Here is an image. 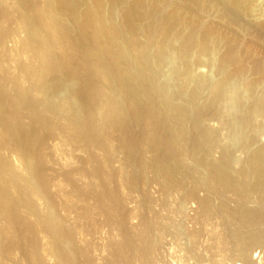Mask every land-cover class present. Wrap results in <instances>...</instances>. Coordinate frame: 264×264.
Returning a JSON list of instances; mask_svg holds the SVG:
<instances>
[{
    "label": "bare ground",
    "instance_id": "bare-ground-1",
    "mask_svg": "<svg viewBox=\"0 0 264 264\" xmlns=\"http://www.w3.org/2000/svg\"><path fill=\"white\" fill-rule=\"evenodd\" d=\"M258 3V0H0V116L3 113L1 112L3 106L8 105L10 110L9 116L3 114L6 118L3 117V120L0 118V152L5 148L3 136H7L8 141L14 138L17 141L16 145L20 143L26 149L23 154L19 146H16L19 150L18 162L22 167L20 174L18 168L15 171L9 167L7 162L9 159L5 160V157H1L4 156L3 154L0 156V196L3 191L9 190L13 193L19 190L15 202L0 198V215L11 218V225L5 228L0 226V259L2 260L3 256L14 257L16 251L22 250L27 264H45L43 253L55 258L52 259L53 264H74L78 261V257L82 256H85V263H88L92 258L91 254L88 256L90 243L84 242V245L80 244L81 246L78 247L74 244L75 247H72L76 235L73 238L71 235L78 234L75 232H79V235H83V232L92 233V229L98 232L97 229H101L104 225L110 227L111 219L118 221L119 225L124 224L128 230L123 241L117 242L113 238L112 241L109 240L114 251L116 250L113 254L116 252L119 254V251L136 241L142 244L137 248L142 253L141 257L148 259L150 249L153 246L155 248V245L151 247L149 234L151 236L157 225L162 224L157 221L158 219L156 220V217H151L150 221L155 219L158 222L155 223L156 227L155 225L151 227L149 221L143 219L145 215H141L140 209L137 213V208L135 216L138 217L140 227L139 229L138 226L137 229L133 227L132 231L127 228L128 216L126 217L123 205L119 204L116 191L109 186L110 177L114 175L110 174V176L108 171V175L105 173V167L110 166V161L119 156L121 170L119 167L116 169L118 171L116 177L120 178L117 179V187H120L118 189L121 193L124 191L121 188L124 187L130 197H135L133 194L135 189L138 191L136 187L139 177L144 179L148 174L160 177L163 187H174V190L181 191L185 187V177H193L194 185L197 180L202 183L204 176L202 175L201 180L200 177L197 179V169H194L196 164L191 165L192 167L187 165V160L194 162L198 160V165L204 166L208 172L207 174L202 170L205 169L204 167L201 169L202 174L208 175V179L205 177L203 181L209 180L206 182L224 189L226 193L230 190L229 194L234 192L233 194L238 196L241 205L240 208L237 205L238 210L235 212L228 210L229 208L225 209L227 205L223 204L222 209L226 215L238 216L239 220L243 221V225L249 229L264 225V158H262L264 149L257 145L259 139L264 136V46H262L264 26L251 27V23L246 24L242 20L243 11L258 9L259 13L263 14L264 6L261 4L262 6L258 7ZM208 15L214 17V21H205L204 17ZM233 28L238 30L234 31ZM242 33L250 37L244 40L245 36H242ZM7 42L14 45L7 48ZM214 59H217L216 62ZM202 67L217 73V77L209 84V95H204L207 90L205 92L202 90L206 81L195 77V73L200 68L203 69ZM162 72L165 74L162 75L163 77L159 76ZM204 96L209 97L202 99ZM89 103L91 105H88ZM214 107L222 111L221 114H217L216 121L225 132L224 139L214 138L215 135L212 134L216 132L217 135V131L212 133L211 130L209 131L210 128L206 130V126L202 123L204 114ZM162 111L165 112V119L160 123ZM24 114L34 120L40 130L43 129L41 133L37 132L39 135L34 132V124L31 135L26 136V130L23 128V126L26 128V125L21 122L25 118ZM155 117H160V125L155 122L158 121ZM205 117L208 118L207 115ZM211 119L208 118L209 121ZM19 127L25 131L23 135L30 137L32 141L40 140L39 151L25 143V136L18 135ZM54 130L59 134V139L61 138L62 151L58 160L61 159L62 162L73 151L67 146L82 150L97 147L105 153L101 159H98L99 168L92 169L93 173H89L90 175L81 165L76 163L74 166L71 161L62 164L64 168L60 166V173L59 166L56 167L60 176L57 184L64 201L59 199L60 196L52 198L49 196L52 193L47 190L48 184L55 180L51 181L53 175L49 176L46 173L48 169L45 170L48 162V160L45 162V159L50 156L49 142L45 139L49 140L46 137ZM43 131L49 134L44 136ZM9 135H11L10 139ZM187 135L194 138L192 139L194 141L187 144L185 142L189 138ZM134 139L140 141L144 148L142 152L134 148V145L139 143L137 141L133 145ZM202 139L205 140L204 146L203 143L200 144L204 141ZM229 139L231 141L227 143L235 142L240 145L237 150L241 153L245 149H250L248 153L241 155L239 161L237 160V163L240 161L245 163V168L237 170L231 165L229 146L222 148V143ZM206 143L208 144L206 150L210 145L214 150L212 152L215 153V150L219 152L216 153L220 154V158L214 157L218 161L212 160L211 156H207L209 152L201 148L206 147ZM139 153L141 156L138 155ZM214 153L209 154L214 155ZM203 159L210 161L202 162ZM31 167L35 168V177ZM49 170H51L50 174H53L55 169L50 167ZM84 175H88V181L91 182L78 183L79 179L76 177L82 179ZM151 177L148 178L149 181ZM97 178L102 180L99 186H97L99 183L94 184ZM72 186L76 187V191L69 194L67 187L72 188ZM160 186L161 188L158 187L163 192L159 196L163 197L165 192V198L170 197L169 190ZM194 188L193 191L188 189L190 197L194 193ZM197 190L200 191L199 188ZM225 191L222 193L224 196ZM215 194H211L212 198L206 196L208 202L216 198ZM254 194L258 195L259 204L254 200L251 208L247 206L245 200L249 198L253 200ZM198 195H193L192 201L196 199L198 201V198H201L200 196L195 199ZM150 198L148 195L145 198L135 197L134 200L139 207L143 203L141 199L152 204L155 200L151 201ZM203 198L205 197L201 199ZM167 201L165 203L162 201L163 205L166 206ZM18 204L32 206V211L37 210L35 214L40 217L34 222L35 217L31 211L29 214L34 218L25 219L26 221L22 222L24 229L19 228V231L15 223H18L24 213L21 214L22 210H19ZM159 204L156 200V204L153 205ZM168 204L170 206V203ZM160 205L162 206V203ZM169 206L167 210L173 207V205L170 206L171 208ZM198 206H201L199 209H202L205 216L211 217L208 214L209 203L206 198L201 200ZM57 207L67 209L68 214L74 219L73 224L69 220V215L66 216L69 217L67 218L69 223L73 224V226L70 224L72 227L62 224L63 216V218L59 216L60 219L62 218L60 221L57 220L59 214L57 216L54 214ZM152 207L150 206L151 210ZM176 209L178 210L177 207ZM172 210L169 212L175 213L174 209ZM176 212L178 214L181 210ZM64 220L66 222V219ZM1 221L3 223V220ZM116 221H113L115 226ZM60 224H62L61 229ZM243 225L241 224V227ZM150 227L154 229L150 230ZM166 229L164 227L165 231ZM241 229L236 232L240 243L237 244L241 245L239 252L243 256L249 255V249H264V230L260 232L251 230L253 232L245 233L246 228ZM71 230L75 232L72 233ZM90 230L92 232H88ZM157 230L161 229L155 231L158 232ZM38 231L42 233L43 241L47 239L45 243L41 242L42 245L36 242L38 239L35 241ZM161 233L163 234V230ZM56 240H59L58 243L61 241L60 246L64 245L62 247L65 253L70 254L68 251L72 250L74 253L77 252L67 256L62 249L58 251L62 247H59ZM91 246L93 247L92 244ZM127 249L128 254H126L130 256L131 251ZM116 261L119 262V259ZM243 261L245 262L244 259Z\"/></svg>",
    "mask_w": 264,
    "mask_h": 264
},
{
    "label": "rangeland",
    "instance_id": "rangeland-1",
    "mask_svg": "<svg viewBox=\"0 0 264 264\" xmlns=\"http://www.w3.org/2000/svg\"><path fill=\"white\" fill-rule=\"evenodd\" d=\"M258 7L260 6H264V0L262 1H260V0H258ZM260 4V5H259ZM262 4V5H261ZM247 12V13H246ZM259 14V15H258ZM261 13H259V10L257 9V10H252V11H243L242 12V15H243V17H242V20H243V22L245 23L246 22V24H247V22H249V23H251V27L253 26V27H258V26H260V25H263L264 26V12H263V14H261ZM205 18V21H214L213 19H214V17H211L210 15H208L207 17H204ZM246 19V20H245ZM248 23V24H249ZM250 25V24H249ZM256 29V28H255ZM255 29H252V30H254V31H256ZM233 30L235 31H237L238 29H235V28H233ZM253 31V33H255ZM247 35V36H246ZM242 36H245V38L244 37H242V38H244V40H247V38H249L250 36L248 35V34H243L242 33ZM263 41V45L262 46H264V40H262ZM261 41V42H262ZM12 44L13 43H10V42H7V44H6V46H7V48H10V46H12ZM14 45V44H13ZM11 48H13V47H11ZM263 54V53H262ZM216 60L217 59H214V62H216ZM11 67H12V65H11ZM203 68V67H202ZM199 71H200V73H199ZM199 71H197L196 73H199V75L202 73V75H200V77H199V75L198 74H196L195 73V77H197V78H203V81H206V82H204V85L205 86H202L203 88H207V89H203L202 88V90H203V92H205L206 90V92L204 93V95H206V94H210V92H209V88H210V86H209V84H210V82L211 81H213L214 80V78H216L217 77V73L216 72H211V71H209L208 69H207V67L206 68H203V69H199ZM208 72V73H207ZM212 73H214L213 75H212ZM159 74H160V71H159ZM162 75H164L165 76V74H163V72H162V74L161 75H159V76H162ZM204 75V76H203ZM166 76H167V74H166ZM163 77V76H162ZM206 78V79H205ZM165 79V78H164ZM166 80V79H165ZM202 80V79H201ZM200 80V81H201ZM208 84V85H207ZM209 92V93H208ZM201 94H203V93H201ZM14 96V95H13ZM202 97H203V95H201ZM209 97V96H208ZM208 97L206 96H204V98H202V99H208ZM87 104V103H86ZM88 105H91L90 103L88 104ZM197 106H195V108H196ZM218 107H214V108H211L210 110H208L207 111V113H205L204 114V116H203V119H202V123H204L203 125L204 126H206V130H208L209 128V131L210 132H212V133H214L215 131H217V135H216V132H215V134H212V135H215L214 136V138H216L217 140H219V139H224L226 136L224 135L225 134V132H224V130L223 129H221V127L218 125V121H216L217 120V117H218V115L217 114H221L222 113V111L220 110V108L218 109V110H216ZM10 110H9V106L7 105V106H3L2 107V111L1 112H3V113H1V116H0V118L3 120L4 118H6L5 116L6 115H8L9 116V112ZM215 111V112H214ZM216 111H218L219 113H216ZM164 113L165 112H163L162 111V113H161V115H160V117H161V122H160V120H159V118L157 117H155V120H157L158 119V121H155V122H157V124H159L160 125V123H162V120L163 119H165V117H164ZM3 114H6L5 116H3ZM26 114V113H25ZM24 114V115H25ZM166 115V114H165ZM207 115V117L209 118V119H211V117L213 116V118L209 121L208 120V118H206L205 116ZM217 115V116H216ZM157 116H158V114H157ZM4 117V118H3ZM24 117V116H23ZM23 117H22V119H23ZM164 117V118H163ZM216 118V119H215ZM213 119H214V122H213ZM8 120V119H7ZM21 122H23V125H24V123H25V125H26V128H25V126H23V128H24V130H26V136H30L31 134V130H32V125H34L35 123H34V120H32L31 118H29V116H27V115H25V118L21 121ZM160 122V123H159ZM215 127V128H214ZM2 129H4L3 127H1ZM37 128H38V126L35 124L34 126H33V129H34V132H36V134H37V132L39 131V133H41V131L43 130L42 128V130H40L39 128V130H37ZM208 128V129H207ZM217 128V129H216ZM214 129V130H213ZM142 130V129H141ZM141 130H140V132H141ZM158 130V129H157ZM17 132L19 133L18 135L20 136V137H24L25 135H23L24 133L23 132H25V131H23L22 130V128L21 127H19L18 128V130H17ZM43 132H45V131H43ZM189 132V131H188ZM224 132V133H223ZM253 132V131H252ZM51 133H52V135H51ZM49 134V132H45L44 133V136L45 135H48ZM55 134V136H53ZM56 134H57V136H56ZM190 134V133H189ZM8 135V134H7ZM37 135H39V134H37ZM10 136L11 135H9V139H10ZM25 136V137H26ZM59 134L58 133H56V131L54 130V132H50V135L48 136V137H46V138H49V140L48 139H45L46 140V142H49V147H48V154L52 157H48L49 159H50V161H49V159L46 157V159H45V162L48 160V162H46L47 163V168H45V170L46 169H48V170H46V173H48L49 174V176H54V174H57L58 173V168H59V173L61 172L60 170H61V168H60V166H62V168H64L63 167V165L62 164H68V161H71V164L73 163V165L75 166L76 165V163L77 164H79V165H81L82 167H83V170L87 173L88 171V175H90L89 173H93V170L94 169H96V168H99V165H98V159L100 158H102V156L105 154V153H102V149H100V148H95L94 149V147H93V149H90V150H82L81 148H74V147H70L69 148V146H67L68 147V149H70L71 150V148H72V153L71 154H68V157H66V160H64V162H62V160L61 159H59L58 160V157H59V154H60V152L62 151L61 150V138L59 139ZM190 136L192 137V135L190 134ZM4 137V139L5 140H3L4 141V143H3V145H4V147L5 148H2L3 150H1V152H0V156H1V154H3L4 156H1V157H5V160H8L7 162H8V164H9V167H11V169H14L15 171H17L18 170V173L20 174L21 172H22V167H21V165L19 164V162H18V154H19V150H18V148L16 147L17 145L19 146V148H20V150H22V153L24 152H26L25 150V148H23V146H21L20 145V143H18L17 145H16V143L15 142H17L16 140H14V138H11L12 139V141L13 142H11V139L8 141L7 139H8V137L7 136H3ZM57 137H58V139H57ZM61 137V136H60ZM189 137V135H187V138ZM191 137H189L190 138V140H189V138L188 139H186L187 141H185V142H187V144L189 143V142H193L194 140H192V139H194V138H191ZM53 139V140H52ZM140 139V138H139ZM7 140V141H6ZM23 140H24V138H23ZM36 140V139H35ZM202 140H204V139H202ZM25 143L26 144H28V145H30L29 147H31V145H32V147H33V149H35L36 151H39V148L38 147H40V145H38V142H40V140L38 141V139L36 140V141H32L31 140V138L30 137H26L25 138ZM43 141V140H42ZM138 141V139L137 140H135L134 139V142H133V145L135 144V142H137ZM229 141H231L230 139L229 140H226L225 142H223L222 144H223V147L222 148H225V147H228L229 148V152H230V162H231V165L233 166V167H235L234 169H236L237 168V170L239 169V168H245L246 166H245V163H243V162H239V163H237L238 161H239V159L241 158V155H244V154H246V152L249 150L250 151V149H245V151L243 152V153H241V152H239L238 150H239V144H236L235 142L233 143V144H230V143H227V142H229ZM5 142H6V144H5ZM139 143H137V144H135L134 145V148H136L137 149V151H139V149L141 150L140 152H142L143 150L142 149H144L143 147H142V145H141V143H140V141H138ZM14 143V144H13ZM195 143H196V141H195ZM200 143V142H199ZM203 143V144H202ZM205 140L203 141V142H201L200 144H202V146H204L205 144ZM58 144V145H57ZM257 145L258 146H262V148L264 149V136L263 137H261L260 139H259V142H257ZM199 146V145H198ZM201 146V145H200ZM234 148H233V147ZM207 147H208V144L206 143V147H201V148H203V150L204 151H206L207 153L209 152L210 154H212V153H214V152H212V151H214V150H212L210 147V145H209V148H208V150H206L207 149ZM36 148H38V149H36ZM53 148V149H52ZM205 148V149H204ZM241 148V147H240ZM1 149V148H0ZM12 149V150H11ZM15 149V150H14ZM47 149V148H46ZM49 149H50V151H49ZM56 149V150H55ZM233 149V150H232ZM238 149V150H237ZM53 150V151H52ZM210 150V151H209ZM237 150V151H236ZM17 151V152H16ZM87 151V152H86ZM216 152H218L217 150H215ZM236 151V152H235ZM59 152V153H58ZM105 152V151H104ZM214 153V155H210L209 153L207 154V156H211L212 157V160H216L215 158H217L218 156V158H220V154H217V153ZM238 152V153H237ZM23 153V154H24ZM39 153V152H38ZM51 153V154H50ZM88 153V154H87ZM138 153V152H137ZM219 153V152H218ZM234 153V154H233ZM248 153V152H247ZM264 153V152H263ZM89 154H93V155H89ZM8 157L7 159H6V156ZM11 155V156H10ZM61 155V154H60ZM138 155H140L141 156V154L139 153ZM234 155H235V158H234ZM48 156V155H47ZM139 156V157H140ZM206 156V157H207ZM216 156V157H215ZM13 157V158H12ZM215 157V158H214ZM232 157V158H231ZM60 158V157H59ZM217 158V159H218ZM262 158H264V154H262ZM118 159H120L121 160V158H120V156L119 157H117V159H114L113 161H110L111 163H110V166H108V167H105V170H106V174L108 173V172H110L109 173V175L110 174H112V175H114V176H112V177H110V179H111V182H110V188L111 189H113L114 191H116V193H117V195H118V201H119V204H121V205H123V207H124V210H125V214H126V221H128L127 223H126V226H127V228L129 227V229L131 230L133 227L135 228L136 227V229H137V226H138V229H139V220H138V217H136L135 215V212H136V209H137V213H139L138 212V210L140 209V212H141V215L143 214V215H145V216H143V217H145V218H143L144 220L145 219H147L146 221L149 223V225L151 226V227H153L154 225V227H156V225L157 224H155V223H158V222H160L164 227H166L167 229H166V231L164 230V227L162 228L161 226L162 225H157V227H161V228H155V230L156 229H161V230H157L158 232H156L155 230H154V233H152L151 234V236H150V234H149V237H150V244H151V247H152V245H155V248H154V246H153V248H154V250H151V249H153V248H151L150 249V255L148 256V259L146 260V259H144V256H143V258L141 257V252L139 251V249H137V248H139V246H141L142 244L141 243H137L136 241H133L134 243L133 244H131V246L129 245V246H126L127 248H129L130 250L129 251H131V252H129V255L130 256H128L127 254V248L125 247V248H123L122 249V251L120 252L119 251V254H118V252H116L117 253V255H116V253L115 254H113V252H115L114 251V247L112 246V244H111V238H113V239H115V241L117 240V242H120V241H123L124 239H125V233H128V230L126 229V227H125V225L123 224V225H119L118 223V221H116L115 219H111L110 220V223H111V226H112V228L114 229H112V228H110L109 226H106V225H104V226H102V230L101 229H97V230H99L100 231V233H98L95 229V232H94V230L92 229V231L94 232H92L91 230L90 231H88V232H92V233H85L84 234V232L83 231H81V232H83V235H79V232H75L74 230L76 229L75 227V229L73 230V232H75V233H78V234H72L73 232H72V230H71V234L72 235H74V236H72L71 235V238H73V237H75V235H76V238H73V242H72V247H75V245H76V247H78V246H81L80 244H82V245H84V242H86L87 244H89V252L90 253H88V256L91 254V257L93 258H91L90 260H89V262H91V264H125V263H127V264H147L148 262H150V263H148V264H264V249L263 248H261V249H252V250H248L247 252L249 253V255H244L243 256V254L241 253V252H239L241 249H240V247H241V245H239L240 243H239V240H238V238H237V232H239V231H241L242 229L241 228H246V231H244L245 233H247V232H253V231H251V230H254L255 232H260V230H264V229H262V228H264V225H260V226H262V227H260L259 225V228H258V226L257 227H255V228H253V229H249L248 227H246V225H243V221H241V220H239V217L238 216H235V217H230V216H228V215H226V213L224 212V210L222 209L223 208V204H224V206L225 205H227V206H225V209H228V210H230V211H233V212H235L236 210H238V208H237V205H238V207L240 208V201H239V199H238V196L236 197L233 193L234 192H231V194H229L230 193V190H227V192L228 193H226V191L224 190V189H221L220 187H217L216 185H214L213 186V184H211V183H207L206 181H208L209 182V180H206V179H208V175L207 176H205L204 174H202V170L206 173L207 172V170H206V168L205 169H202L203 167L202 166H199L198 164V160H195L196 162H194V161H192V160H187V165L189 166V167H192L191 165H194L195 166V164H196V166L198 167V168H196V166L194 167V169H197V179L200 177V180H201V178L203 177V178H205V177H207L204 181H205V183H204V181H203V178H202V180H201V182L202 183H200V181L199 180H197V182H196V185H194L195 183V180H194V178L193 177H185L184 178V180L186 181L185 182V187H183L182 189H181V191H183V192H181L180 190H174V187L173 188H170V187H163V183L161 182L162 181V179L160 178V177H156V176H154L153 177V175H151V174H148V175H150V176H148L147 175V177L145 176H142V177H144V179H142V178H140L139 177V180H138V184H137V189H138V191L135 189V192L138 194V196H136L137 194L134 192V194L133 195H135V197L136 198H145V196H148L149 195V198H150V200L151 201H154L152 204H148V202H146V200L145 199H141V201L143 202L142 204H141V202L139 203V204H141L142 206H140L139 205V207L137 206V204L135 203V200H134V198L135 197H132L133 198V200L131 199V197L127 194V192H125V191H127V189L126 188H124V187H122L121 189H123L122 191V193H121V191H120V189H118V188H120L119 186L117 187V184H118V181H117V179L119 178V177H116V173L118 172V171H116V169H118V167H119V169L121 170V165H119L120 163H121V161L120 160H118ZM211 159V158H210ZM236 159V160H235ZM14 160V161H13ZM61 160V161H60ZM116 160H118V161H116ZM238 160V161H237ZM51 161H53L54 163V165L52 164V162ZM56 161V162H55ZM67 163H66V162ZM74 161V162H73ZM139 161V160H138ZM202 162L203 161H205V162H209L210 160L209 159H207V160H205V159H203V160H201ZM216 161H218V160H216ZM234 161H236V163H234ZM264 161V160H263ZM10 162V163H9ZM49 162H51V163H49ZM80 162H81V164H80ZM142 162V161H141ZM140 162V163H141ZM201 162V163H202ZM59 163H61V164H59ZM103 162H101V164H102ZM190 163H192V164H190ZM234 163V164H233ZM69 164H70V162H69ZM206 164V163H205ZM11 165V166H10ZM50 165H52V166H50ZM55 165H57V166H55ZM73 165H71V167H74ZM103 165H105L104 163H103ZM109 165V164H108ZM140 165V164H139ZM141 165H142V163H141ZM55 166V167H54ZM59 166V167H58ZM113 168H112V167ZM237 166V167H236ZM53 168V169H55L54 170V173L53 174H50L51 173V170H49V168ZM56 167H58V168H56ZM70 167V166H69ZM102 167V166H101ZM111 167V168H110ZM18 168V169H17ZM20 168V169H19ZM32 169V173H34V177H35V168L34 167H31ZM103 168V167H102ZM17 169V170H16ZM93 169V170H92ZM111 169H113V170H111ZM125 169V168H124ZM202 169V170H201ZM115 170V171H114ZM126 170V169H125ZM53 171V170H52ZM108 171V172H107ZM56 172V173H55ZM113 172V173H112ZM122 172H123V169H122ZM203 172V173H204ZM13 174H15V173H13ZM207 174H208V172H207ZM60 175V174H59ZM88 175L87 176H85V177H83L82 179H81V177L80 178H78V176L76 177L77 179H79L78 180V183H82V184H85V183H87V182H91V181H88ZM108 175V174H107ZM195 175V174H194ZM203 175V176H202ZM28 176H29V174H28ZM53 176H52V179H51V181L52 180H55L54 182H51V183H49V184H51V185H49L48 184V188H47V190L50 192V193H52V194H55V195H52V194H50L49 196H51L52 198H53V196L55 197H57V198H59V196H60V200H62V201H64L63 199V197H61V196H63L62 195V192L61 191H59L60 189H59V186H58V180H59V177L60 176H58V174L57 175H55L54 176V178H53ZM58 176V177H57ZM79 176H81V175H79ZM118 176V175H117ZM152 176V177H151ZM57 177V178H56ZM87 177V178H86ZM149 177H151V180H152V182H151V180L149 181L148 180V178ZM22 178V177H21ZM193 178V180H191ZM58 179V180H57ZM76 179V180H77ZM80 179H81V181H80ZM100 179V178H99ZM115 179V180H114ZM120 179V178H119ZM188 179H190V180H188V182L190 181V183L188 184V182H187V180ZM264 179V178H263ZM161 180V181H160ZM76 183H77V181H75ZM94 183V182H93ZM99 183V184H98ZM149 183H150V187H149ZM158 183H159V185H158ZM197 183H198V185H197ZM94 184H98L97 186H99L100 184H102V180H98V178L95 180V183ZM139 184H140V187H139ZM148 184V185H147ZM191 184V185H190ZM148 187H147V186ZM160 185H162V188H167L166 190H169V193H171V195H170V197H167V198H169L168 200L170 201H167V198H165L166 196V194H165V192H164V194H163V197H161V196H159V195H162V193L161 192H163V191H161L162 189H160L161 188V186ZM187 185L189 186V187H187ZM192 185H194L193 187H192ZM145 186V187H144ZM160 188H159V187ZM58 187V188H57ZM194 188V193H192V197H194L193 195H198V194H196V193H199V195L198 196H195V199L197 198V197H200L201 196V198L204 196L206 199H207V203H209V206H208V209L211 211H209L208 210V214H210V216L211 217H208V216H205L204 214V212L202 211V209H199L200 207L198 206V204H199V202L201 201V200H203V199H205V198H203V199H199L198 198V201H197V199L196 200H193L192 201V197H190V194L188 193V189H190V188ZM76 187H73L72 186V188L71 187H67V190L69 191V194L70 193H72V191L74 192V191H76V189H75ZM108 188V187H107ZM192 188L190 189L191 191H193L192 190ZM199 188V192H198V189ZM224 188V187H223ZM17 189H19L18 187H17ZM50 189V190H49ZM75 189V190H74ZM159 189H160V191H159ZM185 189L187 190V191H185ZM140 190V191H139ZM197 190V191H196ZM213 190V191H212ZM9 191V190H8ZM8 191H3V193H1V196H0V198L2 197V198H4V200H6V201H8V202H15L16 200H17V196L18 195H16V194H19L18 192H19V190H18V192L15 190L13 193L12 192H8ZM59 191V192H58ZM71 191V192H70ZM144 191V192H143ZM179 191V192H178ZM211 191V192H210ZM214 191H218L217 193L216 192H214ZM220 191V192H219ZM225 191V196H224V194H222L223 192ZM6 192V193H5ZM17 192V193H16ZM60 192H61V194H60ZM143 192V193H142ZM160 192V193H159ZM189 194H187V193ZM196 192V193H195ZM126 193V194H125ZM145 193V194H144ZM215 194L214 196L216 197V198H214V196H213V198L214 199H212L211 201H209L208 202V198L210 197V198H212V196H211V194ZM219 193V194H218ZM11 194V195H10ZM48 194V193H47ZM59 194V195H58ZM130 194V193H129ZM147 194V195H146ZM150 194H153L152 196H150ZM158 194V195H157ZM220 195V194H222L223 195V197H222V195L221 196H218V195ZM232 194H233V196H232ZM210 195V196H209ZM12 196H14V197H12ZM129 196V197H128ZM154 196V198L156 197V196H158L159 198H152ZM168 196H169V194H168ZM189 196V197H188ZM208 198H207V197ZM230 196V197H229ZM254 196H255V194H254ZM254 196H252V198H253V200L251 199V198H249V199H247V200H245V202H247V206L248 207H251L252 208V203L254 204V202L256 201L258 204H259V199H257L258 198V195H256L255 197ZM8 197V198H7ZM10 197H11V199H10ZM236 197V198H235ZM263 197H264V195H263ZM13 198V199H12ZM162 198V200H159V199H161ZM234 198H235V201H234ZM262 198V197H261ZM172 199V200H171ZM185 199V200H184ZM220 199V200H219ZM263 199V198H262ZM156 200H157V202H158V204L160 203V201H161V203H162V206L160 205H153V204H156ZM200 200V201H199ZM237 200V201H236ZM255 200V201H254ZM137 201H139L138 199H137ZM144 201H145V203H144ZM162 201H164V203H165V201H167L166 202V206H165V204L163 205V202ZM184 201H186L187 203H185ZM248 201H250L249 203H248ZM263 201H264V199H263ZM94 202V201H93ZM183 202V203H182ZM198 202V203H197ZM18 203H19V201H18ZM151 203V202H150ZM168 203H170V206H172L173 205V207H172V209H174V211H175V213L174 212H169L170 210H172V209H170V210H167V207L169 206V204ZM172 203V204H171ZM182 205H181V204ZM146 204H148L147 205V207H145V205ZM175 204H176V207L178 208V210L176 209V207H174L175 206ZM184 204V205H183ZM220 204V206H218ZM19 205V204H18ZM143 205H144V207H143ZM152 205L154 206V207H152ZM168 205V206H167ZM255 205H257L256 203H255ZM255 205H253V207H256ZM20 206V207H19ZM18 207H19V210L22 212L21 214H23V216H22V218L21 219H19V221H18V223H15V224H17L16 226H17V230L19 231V228H21V229H24L23 227H22V222L23 221H26L25 219H33L34 217H35V219L33 220L34 222H36L35 220H37V218H40V217H38V214L36 215L35 214V212L37 211V210H35L34 209V212L32 211V209H31V207L32 206H29V205H25V204H20ZM29 206V207H28ZM150 206L153 208L152 210L150 209ZM169 206V207H170ZM26 207V208H25ZM126 207V208H125ZM163 209H162V208ZM164 207H166V208H164ZM180 207V208H179ZM185 207V208H184ZM210 207V208H209ZM59 207H57V209L54 211L55 213L54 214H56V216H57V214H59L58 215V218H57V220L58 221H60L63 217V220H61L62 222H60V223H62V224H64V225H66L67 227H72L73 226V224H74V219H72V216H70L69 214H68V212H67V209H64L63 210V208L64 207H60L59 209H58ZM147 208V209H146ZM156 208V209H155ZM171 208V207H170ZM28 209V210H27ZM38 209H39V207H38ZM164 209H166V210H164ZM169 209V208H168ZM232 209V210H231ZM235 209V210H234ZM142 210V211H141ZM179 210H181V212H179ZM31 211H32V213H31ZM64 211V212H63ZM145 211V212H144ZM148 211V212H147ZM151 211H153V213L151 212ZM173 211V210H172ZM176 211H178L179 213L177 214V212ZM202 213H201V212ZM129 212V213H128ZM159 212V213H158ZM210 212V213H209ZM28 213V214H27ZM29 213H31V214H33L34 215V217L33 218H31L33 215H31V214H29ZM67 215H66V214ZM133 214V216L131 215V214ZM148 214V215H147ZM157 214V215H156ZM177 214V215H176ZM198 214V215H197ZM208 214H206V215H208ZM25 215V216H24ZM29 217H28V216ZM31 215V216H30ZM69 215V217H67V218H69V220L70 221H72V223H69L70 221L66 218V216H68ZM141 215H140V217H141ZM156 215V216H155ZM180 215V216H179ZM204 216V217H200V216ZM4 216L5 215H0V226H2L3 228H5V226H7V225H11V218H9V217H7V216H5L6 218H4ZM59 216L60 217H62L61 219L59 218ZM132 216V217H131ZM137 216H138V214H137ZM149 218V220H148V218ZM114 217H116L115 215H114ZM151 217L152 218H154V217H156V220L158 221V222H156V220L155 219H152V220H154L153 221V223L151 224V222H152V220L150 221V219H151ZM179 217V218H178ZM200 217V218H199ZM207 219H206V218ZM217 217V218H216ZM7 218H8V220H7ZM56 218V217H55ZM141 218V220H143ZM170 218V219H169ZM212 218V219H211ZM64 219H66V222H65V220ZM172 219V220H171ZM209 219V220H208ZM1 220H3V223H2V221ZM39 220V219H38ZM37 220V221H38ZM227 221V222H224V223H222L221 221ZM234 220V221H233ZM113 221H116V223L118 224H116V226H115V224H114V222ZM132 221V222H131ZM207 221V222H206ZM214 221V222H213ZM215 221H216V223H215ZM231 221V222H230ZM242 223H241V222ZM113 222V223H112ZM236 222V223H235ZM5 223V224H4ZM38 223V222H37ZM215 223V224H214ZM231 223V224H230ZM243 225L242 227H241V224ZM20 224H21V227H19L20 226ZM62 224H60L59 226H60V229H61V226H62ZM70 224L72 225V226H70ZM113 224V225H112ZM139 224V225H138ZM221 224V225H220ZM224 226H223V225ZM236 224H237V226H236ZM238 224H240V226L238 225ZM37 225V224H36ZM63 225V227H65ZM209 225V226H208ZM220 225V226H219ZM113 226H115V227H113ZM212 226H213V228H212ZM229 228V230L226 228ZM234 226H236V227H234ZM151 227H150V230H153L154 228H152L151 229ZM217 227V228H216ZM236 228V229H233V228ZM79 228V227H78ZM220 228V229H219ZM226 228V229H225ZM232 228V229H231ZM241 230H240V229ZM248 228V229H247ZM82 229V228H81ZM106 229H107V231H106ZM212 229H214V230H212ZM224 229V230H223ZM239 229V230H238ZM83 230V229H82ZM135 230V229H134ZM162 230H163V234L161 233L162 232ZM236 230H237V232H236ZM77 231V230H76ZM79 231V230H78ZM85 231V230H84ZM102 231V232H101ZM132 231V230H131ZM159 231H161V232H159ZM165 231V232H164ZM214 233H213V232ZM217 231V232H216ZM261 231V232H262ZM39 232V231H38ZM37 232V238L35 239V241L38 239V241H36V242H39V245L41 244V242L44 240V238L42 239L41 237H42V233L41 232H39L38 233ZM87 232V231H86ZM98 234H97V233ZM109 232V233H108ZM168 232V233H167ZM193 232V233H192ZM212 232V233H211ZM226 232V233H225ZM235 232H236V234H235ZM242 232H243V230H242ZM264 232V231H263ZM106 233V234H105ZM108 233V234H107ZM159 233V234H158ZM216 233V234H215ZM35 234H36V232H35ZM40 234V235H39ZM82 234V233H81ZM117 234V235H116ZM214 234V235H213ZM222 234V235H221ZM153 235V236H152ZM163 235V236H162ZM219 235V236H218ZM221 236H223V237H221ZM40 237V238H39ZM92 237V238H91ZM94 237V238H93ZM160 237H161V240H160ZM225 237V238H224ZM103 238V239H102ZM41 239V240H40ZM86 239V240H85ZM226 239V240H225ZM47 240V239H46ZM45 240V241H46ZM76 240V241H75ZM109 240H111V241H109ZM223 240V241H222ZM235 240V241H234ZM45 241H43L42 242V244L43 243H45ZM54 241V240H53ZM57 242V244L59 245V243L61 242H59L58 243V241L59 240H56ZM114 241V240H113ZM215 241V242H214ZM21 242V241H20ZM89 242V243H88ZM109 242V243H108ZM131 242H132V240H131ZM135 242H136V245H135ZM152 242V243H151ZM113 243V242H112ZM125 243V242H124ZM237 243H239V244H237ZM36 244V243H35ZM38 244V243H37ZM41 244V245H42ZM57 244H54V245H57ZM75 244V245H74ZM91 244L93 245V247L91 246ZM234 244V245H233ZM61 245V244H60ZM59 245V247H64V245H62V246H60ZM128 245V244H127ZM192 245V246H191ZM238 246V247H237ZM59 247H57V250H58V248ZM63 247L62 248H60L58 251H60L61 249L63 250V252L65 253V250L63 249ZM69 247V246H68ZM68 247H67V249H68ZM70 247H71V245H70ZM69 247V248H70ZM134 247L136 248V249H134ZM237 247V248H236ZM72 249H74V248H72ZM76 249L77 248H75V250L74 251H76ZM127 249V250H126ZM223 249V250H222ZM240 249V250H239ZM135 250H138L139 252H135ZM238 252H237V251ZM22 250H18V251H16L17 253H15V255H14V257H12V256H10V257H5V256H3V258H2V260L0 259V261H1V263L2 264H27V262H26V259H25V256H24V253H22L21 252ZM134 251V252H133ZM62 252V251H61ZM62 252V253H63ZM68 252H70V254L73 252V250L72 251H68ZM77 252V251H76ZM75 252V253H76ZM125 252V253H124ZM237 252V253H236ZM263 252V253H262ZM63 253V254H64ZM74 253V252H73ZM74 253V254H75ZM124 253V254H123ZM127 253V254H126ZM250 253H251V255H250ZM67 256H69L70 254L69 253H65ZM74 254H71V255H74ZM123 254V255H122ZM238 254V255H237ZM242 254V255H241ZM70 255V256H71ZM46 256H48V258L46 257ZM118 256V257H117ZM120 256H121V259L123 260H125V261H122L121 259H120ZM49 257H51V258H49ZM134 257V258H133ZM156 257V258H155ZM245 260V262L243 261V259ZM43 258H44V260H45V264H53L54 262H53V260L52 259H54L55 260V258H52V256L50 255L49 256V254L47 253V254H44L43 253ZM79 259H77V260H74L75 258H73V260L74 261H77V262H81L82 264H86L85 263V256H82V257H78ZM127 258V259H126ZM141 258V259H140ZM151 258V259H150ZM157 259V260H155V259ZM51 259V260H50ZM119 259V262L118 261H116V260H118ZM143 259V260H142ZM219 259V260H218ZM221 259V260H220ZM80 260V261H79ZM93 260H95V261H93ZM121 260V261H120ZM132 260V261H131ZM138 260L140 261V262H138ZM145 260V261H144ZM74 261H71L72 263L74 262ZM223 261V262H222ZM77 262H75L74 264H76ZM88 262V263H89ZM147 262V263H146ZM220 262V263H219ZM80 263V264H81ZM87 263V264H88ZM78 264V263H77Z\"/></svg>",
    "mask_w": 264,
    "mask_h": 264
}]
</instances>
